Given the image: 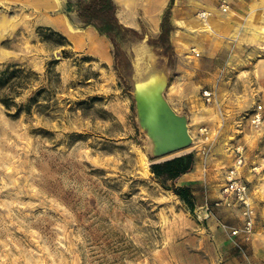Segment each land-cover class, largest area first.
Listing matches in <instances>:
<instances>
[{"label": "rangeland", "instance_id": "374dc122", "mask_svg": "<svg viewBox=\"0 0 264 264\" xmlns=\"http://www.w3.org/2000/svg\"><path fill=\"white\" fill-rule=\"evenodd\" d=\"M168 2L156 28L141 9L117 12L140 37L124 42L116 58L110 43L105 60L97 53L107 50L104 38L91 39L85 28L82 39L92 49L73 40L83 32L74 11V34L50 24L66 16V0H0V69H22L24 77L13 86L12 75L0 97L18 91L17 103L34 98L30 111L17 117L0 102V264H236L243 245L218 220L238 225L241 210L215 201L241 144V176L256 209L264 206V55L240 61L239 45L214 41L188 13L180 11L176 20V1L168 42L157 43ZM200 12H194L198 20ZM144 43L168 60L164 94L187 115L193 139L157 158L139 128L125 71L126 51ZM259 47L264 51V41ZM205 90L212 91L210 100ZM189 151L196 171L193 210L149 168Z\"/></svg>", "mask_w": 264, "mask_h": 264}, {"label": "crops", "instance_id": "0c3cea01", "mask_svg": "<svg viewBox=\"0 0 264 264\" xmlns=\"http://www.w3.org/2000/svg\"><path fill=\"white\" fill-rule=\"evenodd\" d=\"M174 1H176V3L173 14L176 20H182L180 11H182L183 14L188 13V17L184 15V18L187 17L190 21L192 20L190 23L193 25L200 24L202 27L201 32L203 34L207 35L210 32L214 33L211 38L214 41L221 39L222 44H225V47L227 48L231 45H239V50H243L242 56H240V61H251L253 60V57L259 53L264 55V51L259 52V46L262 41H264V0H228L229 9L226 12H222L219 9L217 0H188V7L182 6L180 3L182 0ZM117 2L119 4L117 12H122L123 10L136 12L141 9L149 25L152 28H156L158 25V12L163 8L166 0H130L129 6L125 9L122 8L123 5L120 3V0H117ZM198 9H201V11L204 9L209 10L211 15L200 18L199 21L198 18L194 16V12ZM117 16L119 18L118 13ZM199 16L201 15L199 14ZM70 23L71 22L67 15L65 16L64 14H58L50 21V24L60 26L66 32L71 33L74 30L72 29V25ZM125 25L136 29L133 24ZM85 28H87V30L92 29L96 32V30L91 26ZM85 28H82L83 32L79 30L81 33H71L74 34L73 40L75 43L86 44L82 39ZM104 38L106 40V42L104 40L105 45L107 43V50L104 52H96L102 55L105 60H109L111 57L109 52L110 41L106 37ZM214 41L212 42L214 43ZM86 45L90 47L89 44ZM262 50H264V47H262ZM250 55H252V57H249ZM261 59H264V57ZM195 174L196 171L193 169L192 171L181 175L176 180V185H189L190 187L195 186ZM192 192L194 197L197 198V191L192 189ZM257 210L260 215H264V206L257 205ZM219 227L222 230L227 231L221 226ZM236 264H264V234H258L250 242L244 243L242 254L239 256Z\"/></svg>", "mask_w": 264, "mask_h": 264}, {"label": "trees", "instance_id": "16d2710c", "mask_svg": "<svg viewBox=\"0 0 264 264\" xmlns=\"http://www.w3.org/2000/svg\"><path fill=\"white\" fill-rule=\"evenodd\" d=\"M174 0H169L167 7L163 11L160 20V33L157 43H166L169 39L170 31L173 29L171 22V10ZM75 12L79 28L93 27L99 35L106 37L112 45V54L116 58L120 51V46L128 41L132 36L139 38L137 29L127 26L120 21L117 16V5L114 0H66V15L70 22L72 17L69 12ZM73 23V22H72ZM64 40L65 37L62 36ZM62 56L66 57V52L62 51ZM56 60H51L47 65V72ZM15 81L10 85L21 86L23 84V70L14 69L9 71L8 66L0 69V89H5L13 78ZM9 88V87H8ZM20 92L4 93L0 97V102L8 110V114L17 117L22 111L29 112L34 98L29 97L25 104L15 102V96ZM14 108L12 113L10 109ZM195 163L194 153L189 151L172 156L167 159L153 161L150 163V171L157 178L165 189L172 190L188 207L193 210L195 207L194 194L189 185H176V180L183 174L193 170ZM166 181H170L168 185Z\"/></svg>", "mask_w": 264, "mask_h": 264}, {"label": "water", "instance_id": "95a60500", "mask_svg": "<svg viewBox=\"0 0 264 264\" xmlns=\"http://www.w3.org/2000/svg\"><path fill=\"white\" fill-rule=\"evenodd\" d=\"M142 44L127 50L129 65L125 69L131 82L132 96L139 128L146 135L150 154L157 158L188 147L193 139L188 117L177 113L165 97L168 83V60L157 48Z\"/></svg>", "mask_w": 264, "mask_h": 264}, {"label": "built area", "instance_id": "2783aa9c", "mask_svg": "<svg viewBox=\"0 0 264 264\" xmlns=\"http://www.w3.org/2000/svg\"><path fill=\"white\" fill-rule=\"evenodd\" d=\"M218 7L222 12L229 9L228 0H217ZM202 17L211 15L209 10H202ZM200 12V13H201ZM199 13V14H200ZM204 96L207 100L212 97L211 90H205ZM259 115L256 116L254 122H259ZM234 161L225 175V182L221 188V196L215 201L217 206H234L238 205L241 210V220L238 225H228L221 220H218V225L227 230L233 239L237 240L238 246L250 242L258 234H264V215H260L251 202L249 197V188L246 181L242 178L240 167L245 162L243 146L238 144L234 147ZM205 209L208 210V204H205Z\"/></svg>", "mask_w": 264, "mask_h": 264}, {"label": "bare ground", "instance_id": "6f19581e", "mask_svg": "<svg viewBox=\"0 0 264 264\" xmlns=\"http://www.w3.org/2000/svg\"><path fill=\"white\" fill-rule=\"evenodd\" d=\"M128 6H129V4H130V1L129 0H123ZM226 12V11H225ZM200 15L202 16L203 14H202V12L200 13ZM88 35H89V37L91 38V39H98V38H104V37H102V36H100V35H98L94 30H92V29H89V32H88ZM105 39V38H104Z\"/></svg>", "mask_w": 264, "mask_h": 264}]
</instances>
